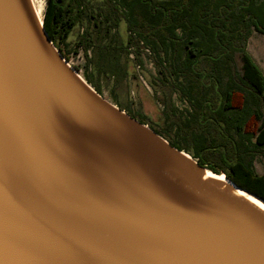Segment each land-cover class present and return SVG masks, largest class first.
<instances>
[{
    "label": "water",
    "instance_id": "water-1",
    "mask_svg": "<svg viewBox=\"0 0 264 264\" xmlns=\"http://www.w3.org/2000/svg\"><path fill=\"white\" fill-rule=\"evenodd\" d=\"M206 169L0 0V264H264V207L233 187L264 199Z\"/></svg>",
    "mask_w": 264,
    "mask_h": 264
},
{
    "label": "trees",
    "instance_id": "trees-1",
    "mask_svg": "<svg viewBox=\"0 0 264 264\" xmlns=\"http://www.w3.org/2000/svg\"><path fill=\"white\" fill-rule=\"evenodd\" d=\"M43 21L64 57L91 52L84 77L100 94V75L126 79L130 48L137 56V48L151 50L187 103L169 109L172 135L151 128L264 199V173L255 164L264 157V72L247 49L252 29L264 34V0H47Z\"/></svg>",
    "mask_w": 264,
    "mask_h": 264
},
{
    "label": "rangeland",
    "instance_id": "rangeland-1",
    "mask_svg": "<svg viewBox=\"0 0 264 264\" xmlns=\"http://www.w3.org/2000/svg\"><path fill=\"white\" fill-rule=\"evenodd\" d=\"M35 4L42 18L47 0H35ZM119 30L126 35L124 23L119 26ZM133 49H129L128 56L131 61L127 64L128 75L124 81H119L111 74L100 75L98 82L101 94L115 104H126L135 114L142 115L148 126L172 135L175 128L167 123L170 117L169 109H177L179 112L187 107V103L179 97L170 84L168 85L152 51L140 47L137 48L140 49L137 56L135 52H131ZM247 49L264 72V34L252 29L247 39ZM88 57H91V52L89 51L87 56L80 48L76 51L72 50L68 57L64 58L85 79L84 71L89 65ZM172 119L176 118L172 117ZM256 168L259 173H264V157L257 158Z\"/></svg>",
    "mask_w": 264,
    "mask_h": 264
},
{
    "label": "bare ground",
    "instance_id": "bare-ground-1",
    "mask_svg": "<svg viewBox=\"0 0 264 264\" xmlns=\"http://www.w3.org/2000/svg\"><path fill=\"white\" fill-rule=\"evenodd\" d=\"M32 2H33V5H34V8L36 9V12H37L38 15H39V10H38V8H37V6H36V4H35V0H32ZM39 16H40V15H39ZM205 176L208 177V178H210V179H213V180H215V181H217V182L225 181V176H224L223 174H216V173H213V172H212L211 170H209V169H206V170H205ZM233 188H234V190H236V191H238V192H240V193H242V194L248 196L249 198L255 200L256 202H258L260 205H262V206L264 207V201H263V200L257 198L256 196L252 195L251 193L246 192V191H244V190H242V189H240V188H237V187H233Z\"/></svg>",
    "mask_w": 264,
    "mask_h": 264
},
{
    "label": "crops",
    "instance_id": "crops-1",
    "mask_svg": "<svg viewBox=\"0 0 264 264\" xmlns=\"http://www.w3.org/2000/svg\"><path fill=\"white\" fill-rule=\"evenodd\" d=\"M254 58V57H253ZM256 61V60H255ZM259 65V64H258ZM256 162H257V160H256ZM256 164V163H255Z\"/></svg>",
    "mask_w": 264,
    "mask_h": 264
}]
</instances>
